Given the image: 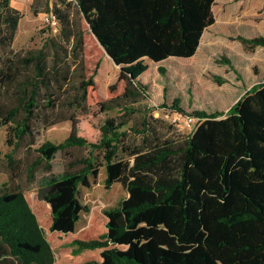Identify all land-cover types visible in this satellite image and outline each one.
Segmentation results:
<instances>
[{"label":"trees","instance_id":"trees-1","mask_svg":"<svg viewBox=\"0 0 264 264\" xmlns=\"http://www.w3.org/2000/svg\"><path fill=\"white\" fill-rule=\"evenodd\" d=\"M214 3L75 0L92 33L120 65L124 91L104 104L107 109L121 107L123 114L105 119L97 141L72 130L60 142L39 144V156L27 165V179L50 204V229L61 233L74 231L81 213L88 210L79 188L90 186V175H98L96 151L102 153L105 187L120 182L127 190L117 206L105 210L107 231L100 238L74 240L75 254L102 248L101 260L82 264H264V81L250 87L227 111H187L179 98L170 105L162 103L197 118L187 136L165 135L159 119L147 114L139 124L124 128L136 111L133 103L149 96L139 78L148 69L145 59L193 56L204 30L215 22ZM0 6V44L8 45L22 14L10 0H0ZM72 7L70 0H58L47 10L60 26L40 48L0 56V128L12 125L8 143L14 147L34 136L35 121L49 126L66 118L55 116V111L76 68V92L64 98L66 105L82 107L88 87L94 85L85 73L84 31L72 17ZM241 39L251 47L264 46V36ZM30 143H35L33 138ZM83 147L90 148L87 156L71 160L62 172L53 171L58 152ZM6 160L12 175L19 163L13 151ZM41 165L43 172L37 176ZM74 165L78 168L70 170ZM54 261L22 187L1 184L0 264Z\"/></svg>","mask_w":264,"mask_h":264},{"label":"rangeland","instance_id":"rangeland-1","mask_svg":"<svg viewBox=\"0 0 264 264\" xmlns=\"http://www.w3.org/2000/svg\"><path fill=\"white\" fill-rule=\"evenodd\" d=\"M70 1L73 4L72 17L84 31L85 73L87 78L92 76L94 79V85L88 87L86 101L82 107H70L64 101V98L68 100L76 92L73 85L79 79V69L76 68L67 93L61 92L59 95L61 98L55 111V116L66 117L65 119L49 126H45L44 121H35L34 136H26L16 147L8 143L12 125L0 128V185L8 181L22 187L53 249V264H82L99 259L100 256L96 253L99 248L87 249L80 258L77 257L79 252L75 254L73 251L77 248L74 240L100 238L107 228L105 210L117 206L128 195L120 182L114 183L110 188L105 187L106 169L101 165L102 153L96 151L98 175H90V186L79 188V198L88 206V210L81 213L78 222L80 227L77 230L63 234L50 229V204L39 196L38 186L31 185L27 179V165L39 156L36 150L39 144L47 140L60 142L72 130L90 141H97L101 137V126L105 119L123 114L121 107L107 109L104 104L106 100L124 91L126 83L119 78L120 66L115 64L92 33L89 24L74 5L75 0ZM56 2L58 0H10V5L18 9L22 17L12 42L8 45L0 44V56L25 54L29 50L40 48L47 38L55 36L56 31L45 25L43 16ZM214 16V24L204 32L193 56L170 57L160 63L145 59L148 69L139 78L147 84L149 96L133 103L136 111L124 128L139 124L142 115L147 114L148 117L159 119L157 125L165 135L187 136L196 127L197 118L162 107V103L170 105L175 98H179L181 106L187 111H227L250 87L264 81V46L251 47L241 39L264 36V0H216ZM3 28L6 30V27ZM159 65L165 68L164 72L159 70ZM57 92L60 93V90ZM70 116L74 119H70ZM32 138L34 144L30 143ZM131 138L135 136L132 135ZM89 149L70 148L58 152L52 160L53 171L68 169L71 160L87 156ZM11 151L19 162L12 175L6 160V154ZM76 168L78 165L70 167V170ZM42 172L41 165L37 176ZM88 251L94 252L89 254ZM85 256L88 257L79 263Z\"/></svg>","mask_w":264,"mask_h":264},{"label":"crops","instance_id":"crops-1","mask_svg":"<svg viewBox=\"0 0 264 264\" xmlns=\"http://www.w3.org/2000/svg\"><path fill=\"white\" fill-rule=\"evenodd\" d=\"M215 2H216V0H215ZM215 4V3H214ZM214 4L212 5V10H213V13H214ZM214 24V23H213ZM212 24V25H213ZM212 25H210L209 27H207L205 30H204V32L206 31V30H208V29H210V27H212ZM204 32H203V34H204ZM203 34H202V36H203ZM202 36H201V38H202ZM200 41H201V39H200ZM171 57H176V56H171ZM111 58V57H110ZM177 58H185V57H177ZM112 59V58H111ZM168 59H170V57H168L167 59H165V60H168ZM151 60V59H150ZM164 61V60H163ZM154 62V61H153ZM162 62V61H161ZM156 63H160V62H156ZM80 220V219H79ZM79 220L77 221V223H76V225H75V229L74 230H77L78 229V222H79ZM107 221V220H106ZM80 227V226H79ZM106 231H107V228H106ZM105 231V232H106ZM104 232V233H105ZM58 233H61V232H58ZM64 234V233H63ZM100 250H98V249H96V253H98V255L100 256V258L99 259H93V260H101L102 259V257H101V251H102V248H99ZM87 251V249H84V250H82V251H80L79 252V254L77 255V257H81L85 252ZM94 252V251H93ZM92 251H88V253L89 254H92L93 253ZM88 256H85V257H83V260H81L79 263H82L83 261H84V259H86Z\"/></svg>","mask_w":264,"mask_h":264},{"label":"built area","instance_id":"built-area-1","mask_svg":"<svg viewBox=\"0 0 264 264\" xmlns=\"http://www.w3.org/2000/svg\"><path fill=\"white\" fill-rule=\"evenodd\" d=\"M43 19H44L45 25L50 26V28L53 29L54 31H58L60 22L54 13L52 12L44 13Z\"/></svg>","mask_w":264,"mask_h":264},{"label":"water","instance_id":"water-1","mask_svg":"<svg viewBox=\"0 0 264 264\" xmlns=\"http://www.w3.org/2000/svg\"><path fill=\"white\" fill-rule=\"evenodd\" d=\"M100 44H101V43H100ZM101 45H102V44H101ZM107 54H108V53H107ZM108 55H109V54H108ZM109 56H110V55H109ZM112 60H113V59H112ZM114 62H115V61H114ZM115 64H116V65H119V64H117L116 62H115ZM119 66H120V65H119Z\"/></svg>","mask_w":264,"mask_h":264}]
</instances>
